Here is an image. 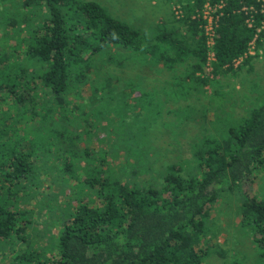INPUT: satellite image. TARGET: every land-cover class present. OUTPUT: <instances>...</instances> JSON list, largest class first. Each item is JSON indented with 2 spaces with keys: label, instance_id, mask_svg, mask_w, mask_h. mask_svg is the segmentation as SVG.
I'll use <instances>...</instances> for the list:
<instances>
[{
  "label": "trees",
  "instance_id": "1",
  "mask_svg": "<svg viewBox=\"0 0 264 264\" xmlns=\"http://www.w3.org/2000/svg\"><path fill=\"white\" fill-rule=\"evenodd\" d=\"M204 1L176 0L180 16L145 28L90 0H18L29 23L0 17V264H204L217 247L211 211L227 199L252 264H264V192L253 190L264 178V91L239 117L220 111L181 165L148 141L162 119L155 88L136 70L122 80L129 99L119 107L103 67H181L170 81L186 92L235 75L252 59L249 42L264 40V0H221L210 47ZM207 66L212 76L201 75ZM111 99L120 112L106 122Z\"/></svg>",
  "mask_w": 264,
  "mask_h": 264
},
{
  "label": "rangeland",
  "instance_id": "2",
  "mask_svg": "<svg viewBox=\"0 0 264 264\" xmlns=\"http://www.w3.org/2000/svg\"><path fill=\"white\" fill-rule=\"evenodd\" d=\"M97 2L101 5L106 6L113 15L123 19L129 24H133L137 27H147L153 26L155 23H165L171 24L173 14L172 6L176 5V0H90ZM18 0H0V17L1 21H6L7 19H14L20 22L22 18L26 19V22L29 23L31 18H28L27 13L24 10L19 9ZM21 10V12H20ZM27 17V18H26ZM22 25V24H21ZM20 24L14 27V36L9 37V44L19 43L16 40L17 35H22V26ZM2 41V42H1ZM4 43L2 37H0V45ZM1 48V46H0ZM2 51V50H1ZM6 51V50H5ZM252 59L249 64L243 65L235 75H225L218 77V86L214 85H203L202 87L192 89L193 92H186L185 88H180L175 84V86L170 81V77L178 75L181 67H176L174 70H164L163 72H156L153 69H148L142 65L136 69H130L128 67L115 69L116 65L112 62L106 63L103 67L113 71L111 79H114V88L113 95L120 97L119 107H123L126 99H129L127 91L121 92L123 87L122 80L125 79H134V73L139 71L140 74L145 76L144 86L146 88L154 87V100L157 105L161 106L162 119L156 120L155 124L151 129H153V134L148 135V141L153 143L156 150H159V155L163 158H167V161H172L173 157H178V160H181V165H184V161L190 159V145L199 137V135L208 133H213L215 125L218 123L220 118V111L230 114L233 118L234 116L239 117L245 110V108L250 107L255 104V97L258 93L264 91V61L262 56L264 54V40L260 45L255 46L250 49L248 53ZM248 55V56H249ZM254 58V59H253ZM240 59L234 61V65L240 64ZM157 69V67H155ZM207 74V76H212L210 74V67H204L201 75ZM118 76L119 80L115 77ZM133 75V76H132ZM115 77V78H114ZM171 77V80L172 78ZM127 78V79H126ZM161 79V80H160ZM160 80V81H159ZM137 81V79H135ZM138 82V81H137ZM165 87V88H164ZM85 90H87L85 88ZM117 90V91H116ZM213 91L217 92L215 95H211V101L213 98L215 101H222L223 106L213 109L211 108V101H209V107L205 106L203 109L202 104H206L207 97ZM203 95V97H202ZM207 95V97H206ZM255 96V97H254ZM113 97V96H112ZM197 97V101L193 102V99ZM119 99V98H118ZM213 101V105H215ZM109 102V101H107ZM194 103V105H193ZM111 99L109 111H107L106 116L103 115V119L106 117H114V114L120 112L119 109H116ZM164 105V107H162ZM107 106V105H106ZM192 107V108H191ZM209 109H207V108ZM103 111V109H102ZM218 115V116H217ZM108 119H105L107 122ZM165 123V127H163ZM219 125H217L218 127ZM159 158V156H158ZM159 161V159H158ZM161 161V160H160ZM159 162L156 164L158 167ZM155 168V169H156ZM258 185L255 183L253 185L254 193L264 192V178H262ZM257 182V181H256ZM263 183V184H262ZM58 186L51 184L48 186L47 193L52 191H57ZM67 192V190H66ZM57 195L60 199H64L63 192L58 191ZM53 203V202H51ZM53 204V211H56ZM58 208V207H57ZM49 209L46 207V211ZM51 209H49L51 211ZM235 205L231 200H224L220 203H217L216 207L211 211V219L215 227L212 232L215 234L213 241L217 244V247L214 252H210L208 257L205 259L204 264H252L255 261V252L251 248V242L248 237L246 238V231H241L240 228L234 223L235 218ZM57 209V213H58ZM62 211V210H61ZM49 211H47L46 214ZM52 212V211H51ZM53 220L50 221V225L47 226L51 230V233L55 231L54 226H51ZM45 228V229H47ZM43 227H40V230H44ZM238 230V231H237ZM49 237V235H47ZM235 260L236 263H229L232 260ZM257 261V260H256ZM227 262V263H226ZM259 264V262H258ZM262 264V263H261Z\"/></svg>",
  "mask_w": 264,
  "mask_h": 264
},
{
  "label": "built area",
  "instance_id": "3",
  "mask_svg": "<svg viewBox=\"0 0 264 264\" xmlns=\"http://www.w3.org/2000/svg\"><path fill=\"white\" fill-rule=\"evenodd\" d=\"M221 5H222L221 0H219L218 3H216V4L214 3L212 6L209 5V2L207 0H205L203 2V5H202V9L200 12V18L205 21L203 24V32H204V35L206 36V45H208L209 47L211 45L212 23L214 26V23L217 19V14L215 13V16H214V11H215V9H219L221 7ZM172 11H173V14L175 15V17L180 16V10H179L177 4L172 6ZM197 16H199V15H197ZM251 22H252L251 16H248L247 18H245V23L247 26H250ZM257 31H259V28H257ZM255 38H256V35H255L254 39ZM254 39L249 42V47L247 49V53H250V49L253 48V45L255 44V43H253ZM208 56H209V58L211 57L210 52L208 53Z\"/></svg>",
  "mask_w": 264,
  "mask_h": 264
}]
</instances>
